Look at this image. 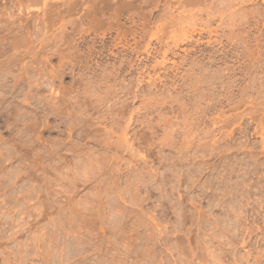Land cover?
I'll return each mask as SVG.
<instances>
[{"label": "rangeland", "instance_id": "1", "mask_svg": "<svg viewBox=\"0 0 264 264\" xmlns=\"http://www.w3.org/2000/svg\"><path fill=\"white\" fill-rule=\"evenodd\" d=\"M112 1L0 0V264H264V0Z\"/></svg>", "mask_w": 264, "mask_h": 264}, {"label": "bare ground", "instance_id": "2", "mask_svg": "<svg viewBox=\"0 0 264 264\" xmlns=\"http://www.w3.org/2000/svg\"><path fill=\"white\" fill-rule=\"evenodd\" d=\"M112 1V0H111ZM132 1V0H131ZM130 1V2H131ZM135 1V0H134ZM134 1H133V3H134ZM136 1H139V0H136ZM142 2H143V0H141ZM181 1V0H180ZM192 1H194L195 2V0H189V1H185L186 3L188 2V4L189 3H191ZM202 1V0H201ZM109 2V1H108ZM129 2V4H130V7H132V6H134L135 5V3L133 4H131ZM182 3H185V2H183V0L181 1ZM109 3H111V2H109ZM112 3H113V1H112ZM140 3V2H139ZM169 3H171L170 2V0H169ZM196 3H199V0L197 1L196 0ZM201 3V2H200ZM192 4V3H191ZM179 5V4H178ZM119 6H120V4H119ZM123 6V5H122ZM119 8V7H118ZM123 8V7H122ZM250 233V232H249ZM131 243V242H130ZM243 243V242H242ZM123 249H125V248H123ZM107 252V251H106ZM135 253V252H134ZM134 253H133V251H132V249H129L128 247H126V249L125 250H121V255H122V257H120V259H116L117 258V256H116V258H114V260H113V263L112 264H137L136 262V259H135V257L137 256H135L134 257V260H131V259H133V255H134ZM247 253H248V251H247ZM116 254V253H115ZM114 254V255H115ZM138 254V253H137ZM259 254V253H258ZM118 255V254H117ZM248 256L250 255V254H247ZM209 256V255H208ZM214 256V255H213ZM212 256V257H213ZM246 256V255H245ZM259 256V255H258ZM257 256V257H258ZM132 257V258H131ZM138 257V256H137ZM154 257V256H153ZM157 257V256H156ZM150 258H152V257H150ZM215 258V257H214ZM218 258H219V256H218ZM247 258V257H246ZM217 259V258H216ZM216 259H215V261H216ZM237 259V258H236ZM170 262H169V264H174V261H172V259L170 260V259H168ZM219 260H220V258H219ZM218 260V261H219ZM255 260H257V259H255ZM215 261H213V262H215ZM164 262V261H163ZM184 262V261H183ZM188 262V261H187ZM212 262V263H213ZM243 262V261H242ZM217 263V262H216ZM83 264V263H82ZM167 264V263H166ZM176 264V263H175ZM186 264H188V263H186ZM190 264V263H189ZM214 264V263H213ZM262 264V263H261Z\"/></svg>", "mask_w": 264, "mask_h": 264}]
</instances>
